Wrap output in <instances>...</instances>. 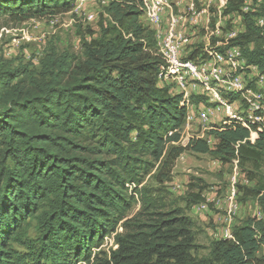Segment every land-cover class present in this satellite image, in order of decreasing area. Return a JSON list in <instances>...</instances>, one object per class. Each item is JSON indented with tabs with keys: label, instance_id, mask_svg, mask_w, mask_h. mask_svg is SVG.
Masks as SVG:
<instances>
[{
	"label": "trees",
	"instance_id": "obj_1",
	"mask_svg": "<svg viewBox=\"0 0 264 264\" xmlns=\"http://www.w3.org/2000/svg\"><path fill=\"white\" fill-rule=\"evenodd\" d=\"M77 1L0 0V18L22 24L72 12ZM253 1L246 13V0H225L223 15L245 27L227 48L264 72V0ZM106 12L99 38L79 33L82 58L51 48L38 70L0 62V264H264V123L227 121L209 132L214 147L196 137L181 145L187 101L158 84L165 61L142 1L115 0ZM185 153L236 165L251 184L237 185L238 202H256L262 216L199 246L189 210L213 207L210 186L193 179L180 199L167 189Z\"/></svg>",
	"mask_w": 264,
	"mask_h": 264
},
{
	"label": "rangeland",
	"instance_id": "obj_2",
	"mask_svg": "<svg viewBox=\"0 0 264 264\" xmlns=\"http://www.w3.org/2000/svg\"><path fill=\"white\" fill-rule=\"evenodd\" d=\"M179 1L173 4L174 14L179 17L186 16L191 5L196 7L197 13L206 9V6L197 3L196 0ZM206 3L209 6L207 10L211 22L210 30L207 31L205 29L206 26L202 28V31L199 30L200 33L197 35L198 39L196 42L198 44H204L202 38H204L205 33H208L209 37L211 36L210 42L212 43V38L216 40L213 33L217 29H224L225 32V29L228 30L234 26L240 27L242 21L237 15L229 16L230 18L223 15L221 6L224 4V0H207ZM107 7L108 4L99 0H78L72 12L57 14L53 17H43L22 24H14L8 22L6 18H0V62H9L13 67L32 64L31 69L38 70L40 60L51 52V48L60 54L69 52L78 58H82L84 38L79 33L86 34V41L91 39L87 34L89 30L95 33V39L99 38L101 25L108 26L111 23V18L106 12ZM180 10L183 11L180 12ZM89 16H93V20L90 21L88 19ZM194 17L196 18V16ZM149 28L154 32L165 30L164 25L160 28ZM202 102L189 108L193 116L192 119H194L182 130L181 145L183 146L188 144L189 139L200 137L204 128H206V126L204 127L196 122ZM202 104L204 106L206 102L204 101ZM220 119H212L209 126H216L213 123L221 124L222 121ZM209 132L206 131L203 138L210 141L211 146L214 147L216 141L209 135ZM184 155L182 160L178 159L181 162L177 161L179 165L177 166L176 163L174 179L167 186V189L172 194L171 197L180 199L187 193L188 186L193 182V179H201L210 186L204 192V196L207 198L208 203L213 204V207L198 208L194 213L192 212L193 207L189 210V216L196 222L197 243L199 246L206 248L212 240L220 239L224 236V230L227 226L225 217H228L232 212L235 213L233 214L232 227L248 218H260L262 216L256 202L251 201L240 204L237 197L239 194L233 196V191L237 192V185L251 186L236 165L223 166L209 155H196L193 153ZM148 185L156 186L151 180L148 181ZM180 205L184 206L185 204L181 203ZM138 211L139 206H135L129 216L135 215ZM35 235L36 224L33 223L29 229L28 236L33 238ZM110 248H115V244L112 238H107L102 250L108 251ZM206 254L207 250L205 249H201L198 252L199 257ZM260 255L264 256V246Z\"/></svg>",
	"mask_w": 264,
	"mask_h": 264
},
{
	"label": "built area",
	"instance_id": "obj_3",
	"mask_svg": "<svg viewBox=\"0 0 264 264\" xmlns=\"http://www.w3.org/2000/svg\"><path fill=\"white\" fill-rule=\"evenodd\" d=\"M99 1L109 6L115 0ZM141 1V20L148 27L160 28L164 23V16L169 13L171 15L167 29L154 32L158 53L165 61V66L158 73L159 86L169 87L171 93L183 95L186 99L188 105L186 124H190L194 119L189 110L190 106L194 105L189 103L190 97L200 96L206 102L204 106L202 104L204 101L200 104L199 116L196 120L199 125L206 128L202 135L196 138L205 139L203 137L206 131H211L215 127L209 126L211 120L215 118H221L222 123L236 120L246 127L250 123H264V72L259 67L247 65L239 47L227 48L229 40L237 38L245 31L242 21L240 27L234 26L231 29H225V32L224 29H217L213 33L216 39L214 44L210 42L211 36L208 35L207 43H192L191 38L186 34H177L176 27L180 20L187 22L189 18L193 21V25L198 26L201 23L199 17L205 13V29L209 31L211 22L207 0H196L197 3L206 6L205 10L197 13L196 7L191 5L189 13L184 17L174 14L173 0ZM256 2L255 6L258 7L261 0ZM253 5V0H246L242 10L246 13L254 12L256 10ZM221 8H225V0ZM88 19L93 20V16H89ZM257 25L263 27L264 19H258ZM199 45L204 47L200 48ZM230 96L237 98L232 101ZM254 135L257 137L255 133H252V142L256 139L253 138ZM208 142L210 144V141ZM236 194L238 192L233 191V196ZM233 214L235 213L232 212L225 217L227 226L222 238H232Z\"/></svg>",
	"mask_w": 264,
	"mask_h": 264
},
{
	"label": "crops",
	"instance_id": "obj_4",
	"mask_svg": "<svg viewBox=\"0 0 264 264\" xmlns=\"http://www.w3.org/2000/svg\"><path fill=\"white\" fill-rule=\"evenodd\" d=\"M178 2H180V1L179 0H174V3H178ZM181 11H183V10H180V12ZM175 15H177V14H175ZM170 17H171L170 13L164 16L163 25L165 26V29H167V27H168V25L170 23ZM199 18H201V23L198 24V26L193 25V21H191V18H189L187 20V22H184L183 20H180L179 25L176 27V33L177 34H186L188 37L191 38L192 43H196L197 39H198L197 35H199V33H200L199 30L202 31L203 30L202 28H204L206 26L205 23H204L205 18H206V14L205 13L202 14ZM202 41H204V43H207V34L206 33H205L204 38H202ZM186 125H189V124H186ZM184 156L185 155L183 154L179 159L182 160L184 158ZM178 162L180 163L181 161H178ZM178 162H177V166L179 165ZM206 207H207L206 205L195 206V207L192 208V212L194 213L198 208H206Z\"/></svg>",
	"mask_w": 264,
	"mask_h": 264
}]
</instances>
